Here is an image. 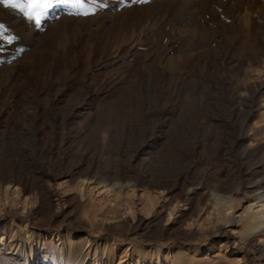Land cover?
Returning <instances> with one entry per match:
<instances>
[{"label": "rangeland", "instance_id": "obj_1", "mask_svg": "<svg viewBox=\"0 0 264 264\" xmlns=\"http://www.w3.org/2000/svg\"><path fill=\"white\" fill-rule=\"evenodd\" d=\"M0 3V264H264V0Z\"/></svg>", "mask_w": 264, "mask_h": 264}, {"label": "snow or ice", "instance_id": "obj_2", "mask_svg": "<svg viewBox=\"0 0 264 264\" xmlns=\"http://www.w3.org/2000/svg\"><path fill=\"white\" fill-rule=\"evenodd\" d=\"M140 2H145V0H140ZM0 3L19 10L27 19L34 20L37 25L50 9L60 5H71L76 8L87 9L83 13L85 15L92 11L85 4V0H0ZM0 29H3V25H0ZM0 38L6 39L8 42L13 39L11 36H5L4 31H0Z\"/></svg>", "mask_w": 264, "mask_h": 264}]
</instances>
